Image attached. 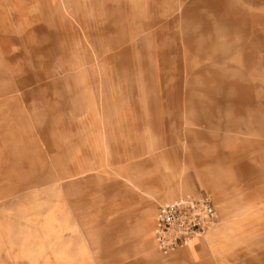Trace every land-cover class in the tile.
<instances>
[{"label":"rangeland","instance_id":"374dc122","mask_svg":"<svg viewBox=\"0 0 264 264\" xmlns=\"http://www.w3.org/2000/svg\"><path fill=\"white\" fill-rule=\"evenodd\" d=\"M201 190L227 239L161 253ZM0 264H264V0H0Z\"/></svg>","mask_w":264,"mask_h":264},{"label":"built area","instance_id":"2783aa9c","mask_svg":"<svg viewBox=\"0 0 264 264\" xmlns=\"http://www.w3.org/2000/svg\"><path fill=\"white\" fill-rule=\"evenodd\" d=\"M218 218L215 199L207 190L164 203L158 209L153 229L156 246L166 255L186 247L213 229Z\"/></svg>","mask_w":264,"mask_h":264},{"label":"crops","instance_id":"0c3cea01","mask_svg":"<svg viewBox=\"0 0 264 264\" xmlns=\"http://www.w3.org/2000/svg\"><path fill=\"white\" fill-rule=\"evenodd\" d=\"M199 175L202 176L204 174L201 173ZM209 179L211 180V182L213 181V183H215L214 186L216 187V189L219 190L220 186H222L220 181L216 178H213V177H211ZM174 193H175L174 191L169 189V190L164 192L163 196H164V198H170ZM156 217H157V215L154 216V224L156 223ZM228 229H230V228L226 227V225H225L223 230H220L219 232H215V233L212 232L213 234L211 232H209L208 235L203 239V240H206V244H207L206 247L213 248L214 245L216 244V241L227 239ZM151 235H153V232H151ZM203 240H201V241H203ZM198 243L196 245L187 246V249L185 251L186 257H188L192 262H196L202 255L197 249Z\"/></svg>","mask_w":264,"mask_h":264},{"label":"bare ground","instance_id":"6f19581e","mask_svg":"<svg viewBox=\"0 0 264 264\" xmlns=\"http://www.w3.org/2000/svg\"><path fill=\"white\" fill-rule=\"evenodd\" d=\"M156 219H157V217H156ZM209 232H212V229L209 230L203 237H201V238H195V239L191 240L187 246L196 245L198 242H200L201 240H203L208 235Z\"/></svg>","mask_w":264,"mask_h":264}]
</instances>
